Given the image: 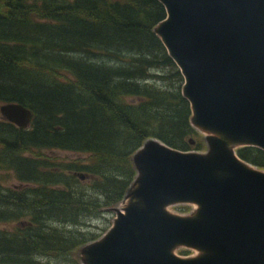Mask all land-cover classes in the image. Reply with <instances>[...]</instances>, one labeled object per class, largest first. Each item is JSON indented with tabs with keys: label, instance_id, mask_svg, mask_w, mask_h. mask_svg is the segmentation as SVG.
Listing matches in <instances>:
<instances>
[{
	"label": "trees",
	"instance_id": "trees-1",
	"mask_svg": "<svg viewBox=\"0 0 264 264\" xmlns=\"http://www.w3.org/2000/svg\"><path fill=\"white\" fill-rule=\"evenodd\" d=\"M165 18L158 0H0V103L33 112L23 130L0 119V171L19 181L0 175V264H79L100 237L89 220L125 199L146 141L205 150L184 77L154 32ZM237 154L264 170L263 150Z\"/></svg>",
	"mask_w": 264,
	"mask_h": 264
},
{
	"label": "water",
	"instance_id": "water-1",
	"mask_svg": "<svg viewBox=\"0 0 264 264\" xmlns=\"http://www.w3.org/2000/svg\"><path fill=\"white\" fill-rule=\"evenodd\" d=\"M158 1L166 18L154 32L184 77L207 150L146 141L132 156L137 175L125 206L112 208L111 228L82 247V263L264 264V170L237 154L264 151V0ZM0 113L22 130L33 119L16 102ZM180 204L195 208L170 211ZM181 247L197 254L179 256Z\"/></svg>",
	"mask_w": 264,
	"mask_h": 264
},
{
	"label": "rangeland",
	"instance_id": "rangeland-1",
	"mask_svg": "<svg viewBox=\"0 0 264 264\" xmlns=\"http://www.w3.org/2000/svg\"><path fill=\"white\" fill-rule=\"evenodd\" d=\"M67 75V74H66ZM2 103H0L1 105ZM2 115L0 113V119H2ZM202 142L205 143V150H207V144L205 142V140L203 138H201ZM190 151H197L195 149H192ZM44 153H53L54 155H56L58 158H60V160H82L84 161L85 159L88 158V155L85 154H79V153H75V152H69V151H59V150H53L52 152H44ZM0 175L2 177V181L1 183L6 186V187H16L19 186V181H17L15 174L13 171L11 170H1L0 171ZM125 199L116 204L115 207H119L120 209H122L125 206ZM183 206H190V205H176V206H172L170 207V211L172 213H177V214H181V215H188L190 214V212L194 209L193 206H190V210L189 211H182L181 208ZM114 208V207H113ZM100 219H92L89 220V223L92 228H95L96 231L99 232L100 237L99 239L104 236V234L111 228V226L113 225L114 219L116 218V212L114 210H109L106 211L104 213V215L99 217ZM109 224V225H108ZM89 225V226H90ZM108 225V226H107ZM6 225H1V227H5ZM107 230L106 232H103L102 229ZM177 254L182 256V257H191L197 254L196 251L194 250H190L187 248H179L177 250ZM75 258L77 260V262L79 264H82V253H81V249H79V251L76 253Z\"/></svg>",
	"mask_w": 264,
	"mask_h": 264
}]
</instances>
